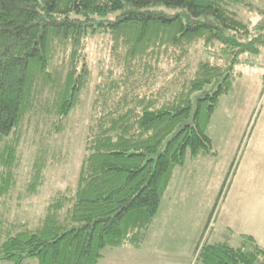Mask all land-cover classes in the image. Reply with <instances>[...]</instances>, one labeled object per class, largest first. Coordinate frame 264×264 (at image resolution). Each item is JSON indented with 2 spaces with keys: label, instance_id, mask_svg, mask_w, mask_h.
Returning a JSON list of instances; mask_svg holds the SVG:
<instances>
[{
  "label": "trees",
  "instance_id": "1",
  "mask_svg": "<svg viewBox=\"0 0 264 264\" xmlns=\"http://www.w3.org/2000/svg\"><path fill=\"white\" fill-rule=\"evenodd\" d=\"M236 6L264 15L247 0H0V262L99 264L107 249L142 248L175 169L211 152L206 128L235 64L264 54V19L250 26ZM96 36L108 41L95 76L85 48ZM195 46L227 63L192 64ZM92 83L74 185L51 195L37 225L12 217L2 200L31 126L20 208ZM193 264H264V248L248 235L239 247L204 242Z\"/></svg>",
  "mask_w": 264,
  "mask_h": 264
},
{
  "label": "rangeland",
  "instance_id": "2",
  "mask_svg": "<svg viewBox=\"0 0 264 264\" xmlns=\"http://www.w3.org/2000/svg\"><path fill=\"white\" fill-rule=\"evenodd\" d=\"M247 1L264 11V0ZM234 11L250 26L264 19L240 6ZM107 41L106 36L87 39L85 54L95 76ZM203 59L227 63V58L217 59L200 46L193 47L190 62ZM233 72L231 91L220 98L206 128L211 152L194 158L187 155L185 163L175 169L142 248L107 249L99 264H193L202 243L239 247L242 235L253 237L264 248V54L244 56ZM93 85L71 112L64 134L48 148V161L54 155L57 159L43 170L39 194L21 198L20 208L16 205L24 194L38 144L31 126L20 150L17 186L2 200L10 202L12 217L37 225L51 195L74 185L84 154Z\"/></svg>",
  "mask_w": 264,
  "mask_h": 264
},
{
  "label": "crops",
  "instance_id": "3",
  "mask_svg": "<svg viewBox=\"0 0 264 264\" xmlns=\"http://www.w3.org/2000/svg\"><path fill=\"white\" fill-rule=\"evenodd\" d=\"M32 261V260H31ZM0 264H4V262H0ZM36 264V263H35Z\"/></svg>",
  "mask_w": 264,
  "mask_h": 264
}]
</instances>
